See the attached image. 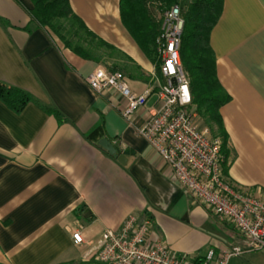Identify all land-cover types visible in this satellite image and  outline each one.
<instances>
[{"label": "crops", "instance_id": "obj_1", "mask_svg": "<svg viewBox=\"0 0 264 264\" xmlns=\"http://www.w3.org/2000/svg\"><path fill=\"white\" fill-rule=\"evenodd\" d=\"M69 1L96 41L110 47L95 50L99 62L34 20L32 0H0V82L34 98L19 113L0 99V264H100L94 256L101 235L129 216L148 219L150 241L193 261L242 244L237 229L182 188L137 133L156 104L157 69L125 26L122 0ZM210 44L230 96L220 110L226 178L240 191L264 194V0H224ZM100 67L123 73L135 92H150L146 107L125 119L119 93L87 84ZM104 138L125 164L98 144ZM75 230L83 244L74 243ZM246 252L230 264H261Z\"/></svg>", "mask_w": 264, "mask_h": 264}, {"label": "built area", "instance_id": "obj_2", "mask_svg": "<svg viewBox=\"0 0 264 264\" xmlns=\"http://www.w3.org/2000/svg\"><path fill=\"white\" fill-rule=\"evenodd\" d=\"M185 20L178 5L164 13L158 38L161 62L156 74V104L137 133L168 163L177 183L208 211L231 223L244 240L193 261L176 255L164 242L150 241V221L129 216L117 230H106L97 242L94 256L100 264H230L244 250L264 249V194H249L227 180L222 138L203 126L193 107L190 80L183 68L180 46ZM96 93L114 90L126 101L122 116L130 119L144 109L150 92L137 93L119 71L97 68L87 77ZM75 244L85 242L83 233H72Z\"/></svg>", "mask_w": 264, "mask_h": 264}, {"label": "trees", "instance_id": "obj_3", "mask_svg": "<svg viewBox=\"0 0 264 264\" xmlns=\"http://www.w3.org/2000/svg\"><path fill=\"white\" fill-rule=\"evenodd\" d=\"M32 17L41 26L57 36L66 47L86 60L99 62L102 56L95 51L107 46L89 31L83 21L73 12L69 0H32ZM224 0H122V19L145 56L156 66L159 74L161 59L157 40L162 33L163 14L178 5L185 20L181 39L183 68L190 80L193 107L200 118L222 138L223 170L226 176L229 151L228 135L220 113L230 101V96L221 86L217 73L210 35L219 21ZM92 38V39H91ZM91 39L88 47L87 41ZM110 48V47H109ZM0 99L16 113L21 112L34 98L26 91L0 82ZM47 112L59 122L64 118L54 108ZM96 130L94 133H97ZM93 134V133H92ZM102 139H97L99 142ZM117 147V146H116Z\"/></svg>", "mask_w": 264, "mask_h": 264}, {"label": "water", "instance_id": "obj_4", "mask_svg": "<svg viewBox=\"0 0 264 264\" xmlns=\"http://www.w3.org/2000/svg\"><path fill=\"white\" fill-rule=\"evenodd\" d=\"M99 145L106 150L111 156L118 157L120 163L125 164L126 158L124 156H118L120 150L107 138L102 139Z\"/></svg>", "mask_w": 264, "mask_h": 264}, {"label": "rangeland", "instance_id": "obj_5", "mask_svg": "<svg viewBox=\"0 0 264 264\" xmlns=\"http://www.w3.org/2000/svg\"><path fill=\"white\" fill-rule=\"evenodd\" d=\"M163 17H164V14H163ZM101 67H104V66H101ZM201 122H202V125L203 126H207V124L205 123V121L202 118H201ZM239 246H242L243 248H245V246H244V240H243V243L242 244H239ZM246 251L244 250V252H243L242 255H244L245 253H247ZM258 251H260V250H253V251H248V252H254L255 253V259L259 263L263 264L264 263V252H262V251L258 252Z\"/></svg>", "mask_w": 264, "mask_h": 264}]
</instances>
